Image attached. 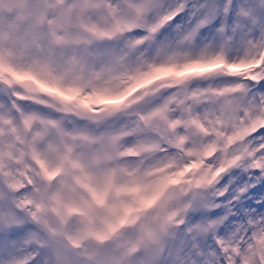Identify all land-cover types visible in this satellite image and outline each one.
I'll list each match as a JSON object with an SVG mask.
<instances>
[{"label": "snow or ice", "instance_id": "6c2138e0", "mask_svg": "<svg viewBox=\"0 0 264 264\" xmlns=\"http://www.w3.org/2000/svg\"><path fill=\"white\" fill-rule=\"evenodd\" d=\"M0 264H264V0H0Z\"/></svg>", "mask_w": 264, "mask_h": 264}]
</instances>
